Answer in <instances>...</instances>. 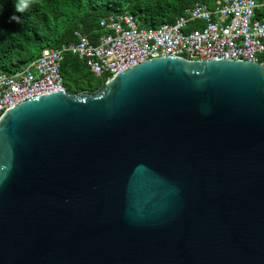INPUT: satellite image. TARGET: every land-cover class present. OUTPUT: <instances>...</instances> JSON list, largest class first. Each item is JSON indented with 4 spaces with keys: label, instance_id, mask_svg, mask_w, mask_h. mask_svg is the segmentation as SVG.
Returning <instances> with one entry per match:
<instances>
[{
    "label": "water",
    "instance_id": "1",
    "mask_svg": "<svg viewBox=\"0 0 264 264\" xmlns=\"http://www.w3.org/2000/svg\"><path fill=\"white\" fill-rule=\"evenodd\" d=\"M0 264H264V64L161 56L4 112Z\"/></svg>",
    "mask_w": 264,
    "mask_h": 264
},
{
    "label": "built area",
    "instance_id": "2",
    "mask_svg": "<svg viewBox=\"0 0 264 264\" xmlns=\"http://www.w3.org/2000/svg\"><path fill=\"white\" fill-rule=\"evenodd\" d=\"M264 0L197 2L174 22L140 27L129 12L100 19L101 34L92 42L83 31L60 47H45L29 65L0 73V118L11 107L34 96L64 89L61 64L71 52L84 59L91 72L109 79L147 59L177 56L188 60L264 59Z\"/></svg>",
    "mask_w": 264,
    "mask_h": 264
},
{
    "label": "trees",
    "instance_id": "3",
    "mask_svg": "<svg viewBox=\"0 0 264 264\" xmlns=\"http://www.w3.org/2000/svg\"><path fill=\"white\" fill-rule=\"evenodd\" d=\"M219 0H0V73L12 74L35 60L45 47L75 41L83 31L92 42L101 34L100 19L129 12L140 27L174 22L197 2ZM25 4L22 11L17 6ZM264 15V9L258 11ZM17 17L12 20L11 17ZM261 62L264 59L260 60ZM64 88L72 94L97 93L106 78L94 75L86 61L67 52L61 64Z\"/></svg>",
    "mask_w": 264,
    "mask_h": 264
},
{
    "label": "clouds",
    "instance_id": "4",
    "mask_svg": "<svg viewBox=\"0 0 264 264\" xmlns=\"http://www.w3.org/2000/svg\"><path fill=\"white\" fill-rule=\"evenodd\" d=\"M24 7H26V5L25 4H21V5L17 6L16 10L17 11H22ZM11 19L12 20H16L17 17L13 16V17H11Z\"/></svg>",
    "mask_w": 264,
    "mask_h": 264
},
{
    "label": "crops",
    "instance_id": "5",
    "mask_svg": "<svg viewBox=\"0 0 264 264\" xmlns=\"http://www.w3.org/2000/svg\"><path fill=\"white\" fill-rule=\"evenodd\" d=\"M208 5H209V4H208ZM210 6H211V5H210ZM190 7H191V6H190ZM190 7H189V8H190ZM187 9H188V8H187ZM187 9H186V10H187ZM186 10H185L182 14H180V15L185 14V13H186ZM180 15H179V16H180ZM179 16H178V17H179ZM178 17H177V18H178ZM177 18H176V19H177Z\"/></svg>",
    "mask_w": 264,
    "mask_h": 264
}]
</instances>
